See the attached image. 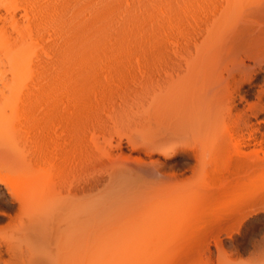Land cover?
Masks as SVG:
<instances>
[{"label": "rangeland", "instance_id": "1", "mask_svg": "<svg viewBox=\"0 0 264 264\" xmlns=\"http://www.w3.org/2000/svg\"><path fill=\"white\" fill-rule=\"evenodd\" d=\"M253 3L243 0L231 17L255 14ZM250 24L251 34L262 31L263 36H212L199 61L191 69L177 71L180 84L177 93L170 92L173 97L163 101L148 94H124L127 102L115 99L106 105L84 132L80 175L96 178L94 221L108 246L137 244L131 246L137 247L135 251L125 248L146 260L143 264L157 260L159 264H264V19ZM206 44L191 46L193 54ZM137 68L128 75V85L134 89L146 87L157 94L170 77L169 69L145 74ZM44 81L45 73L38 69L25 75L17 93H11L13 84L3 90L0 113L10 114L6 129H17L14 137L9 130L10 134L0 133V170L12 168L11 177L22 174L25 167L6 163L5 148L19 133L25 135L35 127L29 112L42 108L37 101L43 104V99L35 95L43 93ZM256 108L260 111L254 116ZM37 125L56 127L44 118ZM172 130L173 134L177 130L174 136ZM164 137L177 153L165 159L160 172L139 170L135 181L119 184L130 166L162 160L155 152L148 154L144 143ZM3 184L0 212L15 216L18 204L9 202ZM22 186L15 188V194L22 193ZM16 224L13 219L0 220V239H9Z\"/></svg>", "mask_w": 264, "mask_h": 264}, {"label": "bare ground", "instance_id": "2", "mask_svg": "<svg viewBox=\"0 0 264 264\" xmlns=\"http://www.w3.org/2000/svg\"><path fill=\"white\" fill-rule=\"evenodd\" d=\"M250 1L256 2L255 14L231 17L243 0H0V100L4 98L3 90L12 84L15 87L11 93H17L19 82L28 72L39 69L45 73L43 93L35 95L43 99V104L37 101L42 108L29 112L35 127L26 132L27 136L19 133L21 139L15 137L5 148L4 161H14L18 169L24 165L25 170L14 178L12 168L0 170V182L10 195L9 202L18 204L15 216L0 212V220L17 222L14 234L0 239V264L146 261L131 252L137 248L131 246L137 244H113L111 249L105 237L98 234L92 192L96 178L80 175L83 134L106 105L115 103V99L127 102L124 94H148L163 101L173 97L170 92L177 93L180 84L177 71L191 69L210 48L212 36H263L262 31L251 34L254 27L250 23L264 19V0ZM228 19L236 21L226 23ZM202 44L207 47L193 54L191 46ZM137 66L145 74L169 69L170 77L157 94L146 87L134 89L128 85V75ZM18 100L26 104L24 99ZM256 109L254 116L260 111ZM9 115L0 113V133L16 129H6ZM42 118L53 120L58 129L37 125ZM165 139L144 143L148 154L155 152L162 160L130 166L118 179L119 184L135 181L139 170L158 172L166 164L165 159L177 153ZM6 151L11 155L7 156ZM37 170L43 172L35 174ZM18 185H23V194H15ZM125 247L132 248L130 253ZM154 264H159L158 260Z\"/></svg>", "mask_w": 264, "mask_h": 264}]
</instances>
